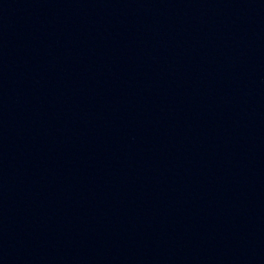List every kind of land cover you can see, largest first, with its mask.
I'll use <instances>...</instances> for the list:
<instances>
[{"label": "water", "instance_id": "95a60500", "mask_svg": "<svg viewBox=\"0 0 264 264\" xmlns=\"http://www.w3.org/2000/svg\"><path fill=\"white\" fill-rule=\"evenodd\" d=\"M0 264H264V0H0Z\"/></svg>", "mask_w": 264, "mask_h": 264}]
</instances>
